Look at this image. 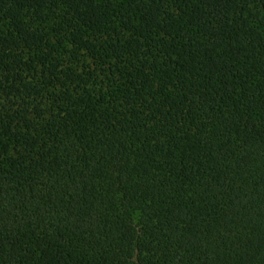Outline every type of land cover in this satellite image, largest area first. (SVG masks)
<instances>
[{
  "label": "trees",
  "instance_id": "16d2710c",
  "mask_svg": "<svg viewBox=\"0 0 264 264\" xmlns=\"http://www.w3.org/2000/svg\"><path fill=\"white\" fill-rule=\"evenodd\" d=\"M0 264H264V0H0Z\"/></svg>",
  "mask_w": 264,
  "mask_h": 264
}]
</instances>
